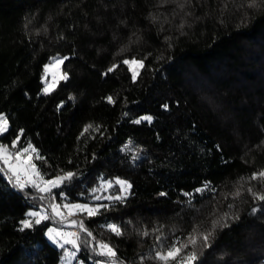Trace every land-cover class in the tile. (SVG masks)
Returning <instances> with one entry per match:
<instances>
[{"label":"trees","instance_id":"obj_1","mask_svg":"<svg viewBox=\"0 0 264 264\" xmlns=\"http://www.w3.org/2000/svg\"><path fill=\"white\" fill-rule=\"evenodd\" d=\"M248 3L189 0L181 10L171 0H0V113L8 121L0 143L17 135V147L30 143L43 178L76 174L39 194L0 168V264H57L61 250L44 237L55 223L20 231V221L40 205L89 202L99 180L114 178L131 185L124 199L78 214L92 233H77L83 264H158L150 258L156 236L185 242L194 227L211 231L221 218L229 227L213 231L210 247L197 240L186 249L197 252L194 264H264V201L247 191L264 192V182L248 180L264 169V2ZM54 54L67 57V78L45 95L40 75ZM133 57L144 63L135 81L123 64L107 72ZM145 116L151 121L133 122ZM99 242L116 258L98 255Z\"/></svg>","mask_w":264,"mask_h":264},{"label":"snow or ice","instance_id":"obj_2","mask_svg":"<svg viewBox=\"0 0 264 264\" xmlns=\"http://www.w3.org/2000/svg\"><path fill=\"white\" fill-rule=\"evenodd\" d=\"M169 0H162V3L166 4ZM171 2H174L177 4V6L183 10L185 7V4L189 2V0H184V3H181L180 0H171ZM264 2V0H262ZM248 7H256L257 6V0H249V3L247 5ZM151 19L153 22H159L158 17L151 16ZM183 23H181L180 27L183 28ZM124 49H121V52H123ZM56 63L60 64L63 63L64 59H67V57L64 58H58L54 57L52 58ZM120 64L126 65L128 67L129 72L131 73L133 81L136 80L137 76L139 75V70L144 67L143 60H137L135 57L133 58H124L119 63H113L108 69L107 72H113L116 70ZM49 65H45V71H47ZM66 74L61 77V79H66ZM55 87V83L52 85H48L43 89V92L45 95H47L53 88ZM108 103L112 104L115 103V100L113 97L108 96L105 98ZM162 107L165 109L168 108V105L165 104ZM152 117L145 116L141 117L138 120L133 121L134 123H141L142 120L151 121ZM92 125H88L85 128V131H87L89 128H92ZM8 131V121L7 119L0 114V135H3ZM23 130H20V133L22 134ZM83 134V133H82ZM20 140V136L17 135L15 139L11 141L10 146L0 143V163L3 164V166L7 169L9 173L13 177H15V184L17 187H19L21 190L25 188L26 185H31L32 187L36 188V190L40 193H51L52 189L60 187L65 182L71 181L75 178L76 174L67 171L57 174L53 179L45 180L43 176L40 174V172L36 169V165L31 162V159L28 157V154L30 152H35L36 150L32 147V145L29 143L27 147H17ZM13 149L14 151L10 150ZM37 159H40V157L37 155ZM135 160L136 157H133ZM24 176L25 179L22 181L21 176ZM244 179V178H241ZM248 180H258L261 182H264V169L253 172L251 176L248 177ZM116 183L121 186V191L126 192L128 188L131 187L130 184H128L126 181H122L117 179ZM107 186H111L108 184ZM103 187V185H102ZM210 188V183H205L202 188H197L195 191L197 193L203 192L206 189ZM212 191H215V189H211ZM254 198V200L258 201H264V192H257L254 191L253 188H248L247 190ZM93 192H95V189H93ZM160 195H165V193H161ZM186 196H191V193H185ZM234 197H238L240 195V191L237 190L235 193L232 194ZM61 196H63V193H61ZM40 199H44V196H41ZM54 199V198H53ZM93 199L100 200V199H108V200H123V196H108V197H101V196H94ZM51 208V211L55 216L61 217V220L64 219V212L61 211V208L67 211L69 216L75 215L77 212H83L86 213L89 217L95 216L99 213L100 208H106L107 205H97L95 207H90L88 204H64V205H58L56 203H51L49 205ZM229 208L232 207L231 204L228 205ZM255 211V209H253ZM32 219H24L20 221L21 227L20 231H23L24 229L31 228L33 224L39 225L42 221L50 219V217L45 214V212L42 211H34L29 212L27 214ZM227 213L224 214V217H227ZM235 219H239V217H235ZM223 218L221 219H214L212 221V230L201 232L199 227H194L192 233H189V235L185 238V242L179 241L177 238L176 240H173L171 243H165L164 238L161 236H156L157 241V250L155 251V254L151 256L150 258L157 261L158 264H194V261L198 259V254L195 250L192 251H186L190 246L195 248V245L197 243V240L203 241V248L210 247L209 240L212 237L213 231L217 227L221 228H227L229 225L226 222H222ZM71 224L77 226L81 232H87V229L85 228L82 221H71ZM108 229L115 233L116 235H121L120 227L116 224H108ZM198 233V235H197ZM48 235L49 238L52 239L53 243H59V241L56 239V237H62L64 244H71L73 248L78 249L77 246V234L76 233H62L60 231H57L55 229H48ZM87 235L89 237L92 236L91 232H87ZM143 235H148L147 232H144ZM63 247V245H61ZM97 247L100 249L98 255L107 257L109 260H113L116 258V252L112 247L109 246L107 243L99 242L97 244ZM95 251V249H93ZM66 256H75V252L65 253ZM95 264H105V262L97 260ZM123 264V262H121Z\"/></svg>","mask_w":264,"mask_h":264},{"label":"rangeland","instance_id":"obj_3","mask_svg":"<svg viewBox=\"0 0 264 264\" xmlns=\"http://www.w3.org/2000/svg\"><path fill=\"white\" fill-rule=\"evenodd\" d=\"M54 57L63 58V55H60V54L51 55L49 57V60L43 65V69H42V72L40 75V80L42 82L41 91H43V89L46 86L52 85L53 83H55L57 81V79L63 75L60 71V64L61 63L60 64L56 63L52 59ZM45 65H49L47 71H45ZM0 114H2L4 116L3 113H0ZM10 150H12V149H10ZM12 151H14V150H12ZM28 157L30 158V154H28ZM0 168L4 172L5 178L8 181L15 182V177H13L11 175V173H9L7 171V169L3 166L2 163H0ZM53 178L54 177L44 178V179L48 180V179H53ZM24 179H25V177L22 175L21 180L23 181ZM117 179L124 181L123 179H120V178L99 180V182L93 188V189H95V192H93V194L91 195L89 202L62 203V204L56 203V204L61 205V206L64 204H88L90 207H95L97 205H101L104 201L109 202L111 200H108V199L95 200V199H93L94 196H101V197L123 196L124 197V195H126L128 189L126 192H122L121 186L116 183ZM108 184H110L111 186L110 187L107 186ZM102 185H103V187H102ZM93 189H92V191H93ZM38 193L42 194L40 192H38ZM49 205L50 204L48 203V205H45V206L40 205V207L38 209H29L26 214H28L29 212L42 211L43 210L45 212V214H47L50 217V219L55 223V224H50L46 228V230L44 232V237L50 244H52L53 246H55L56 248L61 250V255H60V258H59V261L57 262V264H83L82 261L80 260V258L77 257L78 249L73 248L71 244H64L62 237H56V239L59 241V243H53L52 239H50L49 235H48V229H50V228L55 229L57 231H60L62 233H76L77 234L79 231V228L77 226L71 224V221H73V220L78 221V219H77L78 214L82 213V212H77L75 215L69 216L67 211L64 210L63 208H61V211L64 212V219L61 220V217L55 216V214L52 213ZM28 218H31V217L28 216ZM61 245H63V247H61ZM96 249L98 251H100V249L98 247ZM66 252H68V253L75 252V256L74 257L66 256L65 255Z\"/></svg>","mask_w":264,"mask_h":264},{"label":"built area","instance_id":"obj_4","mask_svg":"<svg viewBox=\"0 0 264 264\" xmlns=\"http://www.w3.org/2000/svg\"><path fill=\"white\" fill-rule=\"evenodd\" d=\"M3 172V171H2ZM3 175H4V172H3ZM4 177H5V175H4Z\"/></svg>","mask_w":264,"mask_h":264}]
</instances>
